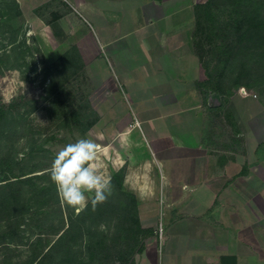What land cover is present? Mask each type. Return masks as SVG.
Segmentation results:
<instances>
[{
    "label": "crops",
    "instance_id": "crops-1",
    "mask_svg": "<svg viewBox=\"0 0 264 264\" xmlns=\"http://www.w3.org/2000/svg\"><path fill=\"white\" fill-rule=\"evenodd\" d=\"M12 2L27 39L57 42L59 55L78 52L105 92L106 119L121 123L114 140L129 152L110 156L111 145L100 146L104 171L124 167L123 189L152 230L130 264H264V115L249 112L245 135L226 134L222 97L212 104L192 46L200 1ZM237 103L247 110L251 98ZM34 263L32 242L0 236V264Z\"/></svg>",
    "mask_w": 264,
    "mask_h": 264
},
{
    "label": "rangeland",
    "instance_id": "rangeland-1",
    "mask_svg": "<svg viewBox=\"0 0 264 264\" xmlns=\"http://www.w3.org/2000/svg\"><path fill=\"white\" fill-rule=\"evenodd\" d=\"M199 1L206 21L196 22L192 46L215 90L212 104L222 97L226 134L245 135L247 114L264 115V0ZM26 27L12 0H0V177H16L0 185V227L14 229L0 236L32 242L34 264H130L137 201L123 189L124 167L109 168L108 200L79 213L60 202L48 173L56 153L81 138L124 156L129 148L114 140L121 123L106 119L105 92L78 52L59 55L57 42L29 40ZM239 95L251 98L249 109Z\"/></svg>",
    "mask_w": 264,
    "mask_h": 264
},
{
    "label": "clouds",
    "instance_id": "clouds-1",
    "mask_svg": "<svg viewBox=\"0 0 264 264\" xmlns=\"http://www.w3.org/2000/svg\"><path fill=\"white\" fill-rule=\"evenodd\" d=\"M100 145L85 138L64 145L55 155L48 173L58 199L79 213L105 203L113 194L111 175L104 171Z\"/></svg>",
    "mask_w": 264,
    "mask_h": 264
},
{
    "label": "trees",
    "instance_id": "trees-1",
    "mask_svg": "<svg viewBox=\"0 0 264 264\" xmlns=\"http://www.w3.org/2000/svg\"><path fill=\"white\" fill-rule=\"evenodd\" d=\"M195 16H196V21L198 23L205 22L206 20L204 19V14L206 13L205 10V4H197L195 6ZM198 13V14H197ZM202 13V15H200ZM74 52L77 54V51L74 50ZM69 54V52H66ZM78 55V54H77ZM212 90L214 89L211 87ZM136 215V225L131 227L128 232H127V242H128V248L130 249V255H134V253L138 250H140L143 246V239L150 235L152 233V230L149 228H143L139 222L138 214L137 211L135 213ZM139 246L138 249L134 251L135 246Z\"/></svg>",
    "mask_w": 264,
    "mask_h": 264
},
{
    "label": "built area",
    "instance_id": "built-area-1",
    "mask_svg": "<svg viewBox=\"0 0 264 264\" xmlns=\"http://www.w3.org/2000/svg\"><path fill=\"white\" fill-rule=\"evenodd\" d=\"M158 234H159V237L161 238L162 235H163V226L160 224L159 227H158Z\"/></svg>",
    "mask_w": 264,
    "mask_h": 264
}]
</instances>
